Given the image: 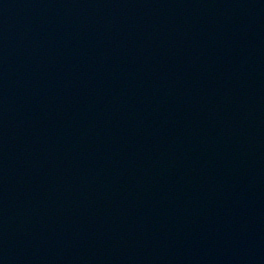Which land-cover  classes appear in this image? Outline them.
<instances>
[{"label": "water", "instance_id": "water-1", "mask_svg": "<svg viewBox=\"0 0 264 264\" xmlns=\"http://www.w3.org/2000/svg\"><path fill=\"white\" fill-rule=\"evenodd\" d=\"M0 264H264V0H0Z\"/></svg>", "mask_w": 264, "mask_h": 264}]
</instances>
